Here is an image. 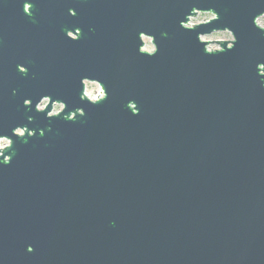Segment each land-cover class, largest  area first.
Instances as JSON below:
<instances>
[{
  "label": "water",
  "instance_id": "obj_1",
  "mask_svg": "<svg viewBox=\"0 0 264 264\" xmlns=\"http://www.w3.org/2000/svg\"><path fill=\"white\" fill-rule=\"evenodd\" d=\"M192 7L218 19L184 30ZM261 11L264 0H0V135L12 140L0 264H264ZM224 27L233 48L206 54L196 34ZM84 79L105 97L81 99ZM41 95L45 113L66 106L45 119L23 105Z\"/></svg>",
  "mask_w": 264,
  "mask_h": 264
},
{
  "label": "clouds",
  "instance_id": "obj_2",
  "mask_svg": "<svg viewBox=\"0 0 264 264\" xmlns=\"http://www.w3.org/2000/svg\"><path fill=\"white\" fill-rule=\"evenodd\" d=\"M29 4H23L22 10L24 14H27L29 17L32 16L31 12L29 11ZM68 15L75 16L76 12L74 9H68ZM218 19V15L214 12L211 8L207 9H197L196 7H192L189 12H187L183 19L179 22V27L184 30H194L197 27L206 25L214 20ZM252 22L255 28L262 34H264V11L259 12L258 14L252 17ZM91 30V29H90ZM79 32V28L76 29ZM65 35L68 37L72 36L70 31H66ZM143 41V47L139 49L140 53H148L153 54L155 49L153 47L152 40L145 35H140L139 37ZM196 40L199 44L204 46L203 51L206 54H211L213 52H223L225 51L224 48L220 47V42H227L226 49L231 50L233 45L236 43V36H234L233 32L227 28H218L213 29L207 32H199L196 34ZM261 69H264V63H259ZM16 70L21 74H27V68L21 64L16 65ZM258 77H260V87L264 88V71H259L256 73ZM84 85V91L81 99L87 98L89 102L95 103L99 99L105 97V92L101 90V86L94 80L84 79L82 81ZM13 95H15V90L13 89ZM50 103L49 95H41L37 102L32 105V101L30 99H24L23 105L25 107H34L35 112L43 113L45 119H51L58 116L62 109L65 108V103L63 102H52L51 108L46 113L44 110L46 106ZM135 115L138 114V109L134 110ZM80 115H83V111H80ZM28 121H32V117H28ZM25 132H27V137H32L36 134L34 131H28L26 126H16L11 129V136H15L16 138H25ZM40 136L44 135L43 131H38ZM12 146V140L9 135H0V156L3 155V150L9 149ZM14 155V152L12 153ZM11 162L10 156H3V159L0 160V165L7 166ZM26 251L31 253L33 251L31 246L26 248Z\"/></svg>",
  "mask_w": 264,
  "mask_h": 264
}]
</instances>
